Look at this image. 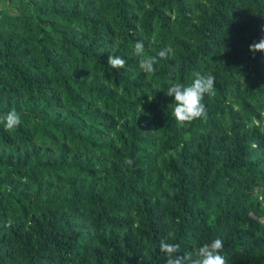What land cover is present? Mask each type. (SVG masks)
I'll return each mask as SVG.
<instances>
[{"label": "trees", "instance_id": "obj_1", "mask_svg": "<svg viewBox=\"0 0 264 264\" xmlns=\"http://www.w3.org/2000/svg\"><path fill=\"white\" fill-rule=\"evenodd\" d=\"M262 28L264 0H0V116H21L0 124V264H166L162 239L216 238L264 264ZM137 41L173 52L148 74ZM197 72L215 94L179 127L167 87Z\"/></svg>", "mask_w": 264, "mask_h": 264}, {"label": "clouds", "instance_id": "obj_2", "mask_svg": "<svg viewBox=\"0 0 264 264\" xmlns=\"http://www.w3.org/2000/svg\"><path fill=\"white\" fill-rule=\"evenodd\" d=\"M264 31V28L261 29ZM250 51L264 52V37L259 42H253L249 46ZM173 50L169 48L162 49L157 56H148L145 54V45L142 41H137L134 45V53L139 57L140 69L148 74L156 72V65L160 59H167ZM108 65L112 69H123L126 60L119 57L108 55ZM170 76L172 73L169 74ZM215 77L211 74L195 73V78L189 85L179 82H171L167 87L166 95L174 96V108L171 116L174 118L177 126L185 127L198 119L207 117V109L203 103L205 95L212 97L215 94ZM0 124L8 132L14 131L21 124V116L15 110L8 111L0 116ZM125 163L132 165V160L127 159ZM159 250L165 254L166 264H228V258L222 255L224 250V241L220 238L212 240L210 243L203 244L194 249V251L184 252L182 256L176 254L180 252V245L169 243L166 240L159 242Z\"/></svg>", "mask_w": 264, "mask_h": 264}]
</instances>
